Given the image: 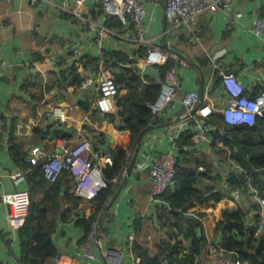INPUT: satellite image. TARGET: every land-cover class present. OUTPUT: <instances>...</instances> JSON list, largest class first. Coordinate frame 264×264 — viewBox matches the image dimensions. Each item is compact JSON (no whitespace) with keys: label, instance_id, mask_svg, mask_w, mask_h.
<instances>
[{"label":"crops","instance_id":"obj_1","mask_svg":"<svg viewBox=\"0 0 264 264\" xmlns=\"http://www.w3.org/2000/svg\"><path fill=\"white\" fill-rule=\"evenodd\" d=\"M66 1L74 5V0H39L36 5L30 0H14L12 4H0V196L21 190L30 192L33 188L34 180L28 176L19 185L10 177L18 169L27 168L33 146H41L51 155L63 144L89 139L101 155L96 164L102 170L112 161L113 151L122 147L127 150L129 163L121 177L113 180L112 194L98 219L106 254L99 261L85 259L84 262L130 264L127 241L130 234L135 235V244L142 245L152 255L158 253L161 245L175 243L180 244L181 254L190 253L195 239L206 238L208 244L202 248L200 264L233 262L231 252L223 247L225 235L221 227L225 221L223 224L221 221L225 214L240 211L244 219L254 222L260 211L258 192L252 187H235L233 172L237 166L227 146H217L214 139L203 142L187 136L180 145L188 146L189 150H180L178 168L185 172L186 184L192 189L175 199L174 203L178 204L175 207L168 194L173 197L179 190L178 182L165 196L174 209L155 217L157 206L150 202V159L171 150L167 129L181 116L180 102L171 104L158 123H151L144 130L139 155L129 171L139 139L132 148L131 130L124 128L120 116L119 100L127 96L128 89L120 86L116 113L96 111L97 76L90 67L98 55L97 39L104 27L108 32L102 35L103 46L108 52L136 60L125 63L124 67H132L140 74L145 55L136 54L140 47L131 42L135 37L133 27L114 26L115 15L110 18L102 3L95 7L92 1L85 2L80 8L82 17L75 18L63 9ZM231 12L243 13L233 27L228 25ZM165 14L166 0H156L146 5L144 20L148 37L181 56L179 99L188 92H196L201 98L204 95L203 103L217 109L212 118L221 114L219 110L229 95L212 67L209 55L213 53L222 54L248 94L255 96L264 90V83L253 87L256 79L264 77V37L253 30L254 21L264 17V0H233L228 10L202 15L198 24L202 44L195 47L189 43L186 30L165 39ZM6 22L12 26L6 28ZM33 62L37 63L31 65ZM161 67L145 68V75L141 76L143 86L139 89L143 90L152 80L161 85L165 78ZM32 74L38 75V80L28 87L26 79ZM87 78L93 79V83L81 87L80 83ZM161 88L154 103L161 96ZM29 120L40 123L26 135L27 128L19 125ZM57 132L61 136L56 137ZM71 182L70 186L63 183L52 193H48L51 185L47 184V189L34 194L35 206L46 211V216L39 215L40 221L53 229L49 236L55 257L51 260L59 257L65 264H77L84 259L81 244L89 233L87 221L94 214L93 204L81 200L73 192L74 179ZM11 215V207L0 203V264H24L20 231L15 233L9 227ZM210 242L219 248L210 249ZM116 257L118 261L111 263L110 259Z\"/></svg>","mask_w":264,"mask_h":264},{"label":"built area","instance_id":"obj_2","mask_svg":"<svg viewBox=\"0 0 264 264\" xmlns=\"http://www.w3.org/2000/svg\"><path fill=\"white\" fill-rule=\"evenodd\" d=\"M14 0H0V4H12ZM36 5L39 0H30ZM92 1L96 7L99 3L112 15H118L124 26L131 25L135 32V37L131 42L145 50L144 62L141 64L140 75L144 77L145 68L165 66L171 60L173 63L167 70L164 80L161 83V96L159 100L150 104L152 110V122L156 123L165 115L171 104L178 101L181 106V116L174 121L167 129L168 139L172 147L168 152H159L150 159L148 169L149 178L152 185L150 202L157 206L154 211L155 217L162 212H171L172 203L165 197L167 192L178 184V163L179 152L181 149L189 150L188 146L180 145L182 136L189 132L192 136L203 142L213 140L215 131H223L219 125L211 123L213 114L217 109L201 101V97L196 92H188L181 99L180 96V77L178 74L179 64L182 62L179 53L172 48H165L158 45L155 39L147 36L145 25L146 5L154 3L156 0H74L71 6L66 1L63 9L72 14L75 18L82 17L83 4ZM252 1V0H247ZM233 0H166V18L167 35H177L181 31H188L189 43L191 46L202 44V31L198 28L199 19L206 13L228 10ZM243 16L242 12L229 13L228 25L233 27L235 23ZM9 22L5 27H11ZM254 32L264 37V17L257 18L253 25ZM108 32L104 27L101 28V34L97 39L98 55L97 61L91 66L92 71L97 76L98 97L96 107L101 113L114 114L117 111L116 101L120 95V86L116 82L118 69L113 66L116 63L115 58L109 56L108 50L103 46L102 35ZM212 67L216 70L221 79V83L228 92L227 103L219 110L222 114L225 125L251 124L255 123L257 117L264 116V90L258 95L248 94L247 88L243 85L241 79L230 71L229 66L223 60L221 53L209 55ZM37 62L31 63V65ZM60 63V62H58ZM38 75H29L26 83L30 86L37 82ZM262 80V81H261ZM93 79L87 78L80 84L81 87H87L93 83ZM264 83V77H259L253 83V87ZM39 120H29L25 125H19V128L26 127V135L39 125ZM225 135V134H224ZM219 147L225 145L220 140H213ZM226 147V146H225ZM100 153L94 149L93 143L89 139H81L75 144H63L57 147L55 152L49 155L43 147L33 146L27 157V162L34 166L43 161L41 170L45 180L49 184L56 183L63 178L66 173L72 174L74 179L73 192L88 201L96 199L102 188L107 187V181L104 178L103 170L96 164L100 158ZM32 168L18 169L11 174V179L16 185L24 181ZM115 181V180H114ZM260 211L258 217L251 223L252 231L255 236L264 231V196L258 195ZM0 203L9 205L12 209V215L9 218L10 229L18 233L23 227L30 214L31 195L28 190L4 193L0 196ZM99 217L91 224L89 233L85 241L81 244L82 256L84 259L77 264H90L84 262L85 259L99 261L105 254L103 241L99 230ZM130 247V264H138V257L134 253L136 237L130 234L127 238ZM210 249H218L214 242L209 243ZM183 254H186L184 252ZM188 254V253H187ZM118 257L113 258L111 263H116ZM44 264H65L59 257ZM226 264H241L240 262H228Z\"/></svg>","mask_w":264,"mask_h":264},{"label":"trees","instance_id":"obj_3","mask_svg":"<svg viewBox=\"0 0 264 264\" xmlns=\"http://www.w3.org/2000/svg\"><path fill=\"white\" fill-rule=\"evenodd\" d=\"M114 17L113 25L122 26L123 23L120 17L118 15ZM136 54L139 57L144 56L145 50L140 48ZM109 56L115 58L116 61L113 66L118 69L117 84L128 89L127 96H122L119 100V106L122 108L120 116L123 118L124 128L131 130V147L135 148L141 133L153 123L152 110L149 105L156 101L161 85L152 80L143 90L139 89L143 86L141 75L132 67H124L125 63L132 64L136 60L127 55H118L117 52L113 54L109 52ZM97 60V58H94L93 64ZM172 63L170 60L167 65L161 67L163 77ZM211 123L223 128L222 132L215 131L213 133V139L220 140L231 152V159L237 166L233 172L235 187L243 186L248 189L252 187L258 192L259 196H264V116L257 117L253 125L243 123L231 126L225 125L222 114H218L215 118H212ZM55 136L59 137L61 134L57 132ZM187 136L189 139L192 134L185 133L180 143ZM186 139L184 142H187ZM42 163L43 161L34 166L26 165L27 168H32V173L28 177L34 180V185L30 190V214L20 229L24 264H44L55 257L52 240L49 236L53 229L45 227L40 221L39 215L42 213L43 216H46V211L43 210L44 207H36L34 201V194L40 189L45 190L47 184H49L43 176ZM128 163L127 150L122 147L116 148L113 151L112 161L103 170L104 178L108 183L107 187L102 188L96 199L90 201L93 204L94 214L87 221L89 230L92 222L103 213L107 206L112 194L113 180L121 177ZM178 169L177 181L181 185L173 197L168 194L169 200L175 207L178 206L174 203L175 199L185 195L184 192H190V189H192L190 184H186L188 178L184 179L185 172L181 168ZM72 179V174L66 173L63 178L48 186V193L57 192L63 183L71 184ZM75 196V194H72L71 197L75 198ZM218 200H220V197H218ZM224 217V220L221 221L222 224L225 221L224 227H221V232L225 235L223 247L231 252V260L238 261L241 264H264V231L255 236L252 231V222L244 219L240 211H236L234 214H225ZM34 242L35 245H33ZM207 244L206 238L195 239L191 245V252L188 254H181L182 249L179 243L161 245L160 250L155 255H152L140 244H135L134 251L138 257V264H200L202 248Z\"/></svg>","mask_w":264,"mask_h":264},{"label":"water","instance_id":"obj_4","mask_svg":"<svg viewBox=\"0 0 264 264\" xmlns=\"http://www.w3.org/2000/svg\"><path fill=\"white\" fill-rule=\"evenodd\" d=\"M164 31H167V18H166V14H165V18H164ZM165 39L167 40V34L166 33H165ZM203 99H204V95L202 96L201 101H203ZM95 110L98 111V108L96 107ZM145 133H146V131H144L141 134L140 138H139L138 147H137V150H136V157H135L132 165L129 167V169H128L129 171H131L133 169V167H134V164L136 162V158L139 155V152H140V149H141V145H142V141H143V137H144Z\"/></svg>","mask_w":264,"mask_h":264}]
</instances>
